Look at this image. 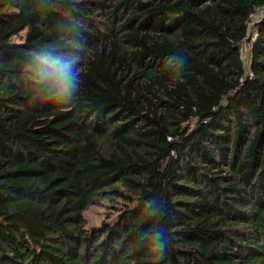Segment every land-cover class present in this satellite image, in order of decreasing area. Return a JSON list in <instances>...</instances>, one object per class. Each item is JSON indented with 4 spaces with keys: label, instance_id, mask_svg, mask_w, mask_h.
I'll return each instance as SVG.
<instances>
[{
    "label": "trees",
    "instance_id": "obj_1",
    "mask_svg": "<svg viewBox=\"0 0 264 264\" xmlns=\"http://www.w3.org/2000/svg\"><path fill=\"white\" fill-rule=\"evenodd\" d=\"M263 5L0 0V264H264Z\"/></svg>",
    "mask_w": 264,
    "mask_h": 264
},
{
    "label": "rangeland",
    "instance_id": "obj_2",
    "mask_svg": "<svg viewBox=\"0 0 264 264\" xmlns=\"http://www.w3.org/2000/svg\"><path fill=\"white\" fill-rule=\"evenodd\" d=\"M24 34H22L20 37H16L15 41L16 42H21L22 37ZM248 51H245V62L246 66H250V56H248ZM85 217L88 222L87 228L92 229V228H100L102 224L107 223V224H113L114 221L116 220V214L114 213V210L112 208V205L108 201H103L100 205H94L89 208L85 212Z\"/></svg>",
    "mask_w": 264,
    "mask_h": 264
},
{
    "label": "built area",
    "instance_id": "obj_3",
    "mask_svg": "<svg viewBox=\"0 0 264 264\" xmlns=\"http://www.w3.org/2000/svg\"><path fill=\"white\" fill-rule=\"evenodd\" d=\"M264 20V5L256 7L253 12L249 16V22H248V41L244 43L243 45V53L245 56V51L247 50L248 56L249 53L252 51L254 46L257 44V42L260 39V29H259V23ZM250 77L253 76L252 73H249Z\"/></svg>",
    "mask_w": 264,
    "mask_h": 264
},
{
    "label": "clouds",
    "instance_id": "obj_4",
    "mask_svg": "<svg viewBox=\"0 0 264 264\" xmlns=\"http://www.w3.org/2000/svg\"><path fill=\"white\" fill-rule=\"evenodd\" d=\"M76 77L70 73V69L65 68L59 72L57 77L51 81L47 87L50 89H59L61 92H66L69 88H74ZM159 247H163V245H159Z\"/></svg>",
    "mask_w": 264,
    "mask_h": 264
}]
</instances>
